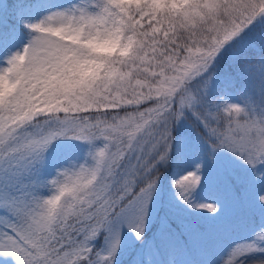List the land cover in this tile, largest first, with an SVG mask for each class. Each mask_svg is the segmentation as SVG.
<instances>
[{
  "label": "snow or ice",
  "instance_id": "obj_1",
  "mask_svg": "<svg viewBox=\"0 0 264 264\" xmlns=\"http://www.w3.org/2000/svg\"><path fill=\"white\" fill-rule=\"evenodd\" d=\"M0 264H264V0H0Z\"/></svg>",
  "mask_w": 264,
  "mask_h": 264
}]
</instances>
